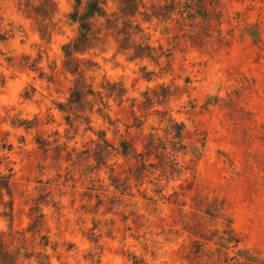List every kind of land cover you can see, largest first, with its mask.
<instances>
[{
  "label": "clouds",
  "instance_id": "obj_1",
  "mask_svg": "<svg viewBox=\"0 0 264 264\" xmlns=\"http://www.w3.org/2000/svg\"><path fill=\"white\" fill-rule=\"evenodd\" d=\"M0 264H264V0H0Z\"/></svg>",
  "mask_w": 264,
  "mask_h": 264
},
{
  "label": "rangeland",
  "instance_id": "obj_2",
  "mask_svg": "<svg viewBox=\"0 0 264 264\" xmlns=\"http://www.w3.org/2000/svg\"><path fill=\"white\" fill-rule=\"evenodd\" d=\"M4 259H6V257L3 258L2 256H0V260H4Z\"/></svg>",
  "mask_w": 264,
  "mask_h": 264
},
{
  "label": "trees",
  "instance_id": "obj_3",
  "mask_svg": "<svg viewBox=\"0 0 264 264\" xmlns=\"http://www.w3.org/2000/svg\"><path fill=\"white\" fill-rule=\"evenodd\" d=\"M0 256H2L3 258L5 257V255H4V254H0Z\"/></svg>",
  "mask_w": 264,
  "mask_h": 264
}]
</instances>
